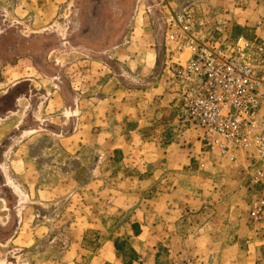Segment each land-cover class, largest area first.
<instances>
[{
	"label": "rangeland",
	"instance_id": "1",
	"mask_svg": "<svg viewBox=\"0 0 264 264\" xmlns=\"http://www.w3.org/2000/svg\"><path fill=\"white\" fill-rule=\"evenodd\" d=\"M185 10L264 40V0H0V264H102L116 240L199 264L163 235L209 219L194 202L222 164L171 97L165 17Z\"/></svg>",
	"mask_w": 264,
	"mask_h": 264
},
{
	"label": "built area",
	"instance_id": "2",
	"mask_svg": "<svg viewBox=\"0 0 264 264\" xmlns=\"http://www.w3.org/2000/svg\"><path fill=\"white\" fill-rule=\"evenodd\" d=\"M165 57L171 97L200 132L210 153L226 159L247 154L251 163L249 219L264 230V40L227 32L222 23L196 19L191 11L165 17ZM171 264H195L191 258Z\"/></svg>",
	"mask_w": 264,
	"mask_h": 264
},
{
	"label": "crops",
	"instance_id": "3",
	"mask_svg": "<svg viewBox=\"0 0 264 264\" xmlns=\"http://www.w3.org/2000/svg\"><path fill=\"white\" fill-rule=\"evenodd\" d=\"M241 155L242 153H235L230 158L222 159L221 165L204 166L210 179L200 185L208 186L210 193L209 196L196 199L194 203L201 210L210 205L211 215L209 219H205L203 213H200V222L196 225L194 234L189 233L191 230H186L187 234L184 235L179 231L171 234L166 233L164 228L163 235L167 237L170 252L178 254L182 252L183 246L188 245L191 254L198 257L199 264H264V257L259 258V251L264 249V233L258 234L251 229L245 213L248 202L245 175L249 164L244 154V159ZM172 213L171 209L165 214L166 222L171 224L169 231L178 220L172 217ZM137 224L141 232L142 226ZM132 236L137 239L140 235L135 237L132 233ZM178 237L180 242L177 241ZM131 247L135 249L133 245ZM109 251L110 253L104 254L102 264H123L115 253L113 243Z\"/></svg>",
	"mask_w": 264,
	"mask_h": 264
},
{
	"label": "trees",
	"instance_id": "4",
	"mask_svg": "<svg viewBox=\"0 0 264 264\" xmlns=\"http://www.w3.org/2000/svg\"><path fill=\"white\" fill-rule=\"evenodd\" d=\"M131 231L135 237L140 235V229L138 224L131 225ZM113 248L117 257L121 258L123 264L138 263V256L131 248H128V244L125 241L116 240L113 242Z\"/></svg>",
	"mask_w": 264,
	"mask_h": 264
}]
</instances>
